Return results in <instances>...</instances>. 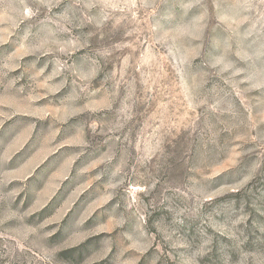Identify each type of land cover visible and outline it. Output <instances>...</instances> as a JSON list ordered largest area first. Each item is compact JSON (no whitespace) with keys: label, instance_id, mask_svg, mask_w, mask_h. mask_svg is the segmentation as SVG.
<instances>
[{"label":"rangeland","instance_id":"374dc122","mask_svg":"<svg viewBox=\"0 0 264 264\" xmlns=\"http://www.w3.org/2000/svg\"><path fill=\"white\" fill-rule=\"evenodd\" d=\"M0 264H264V0H0Z\"/></svg>","mask_w":264,"mask_h":264}]
</instances>
